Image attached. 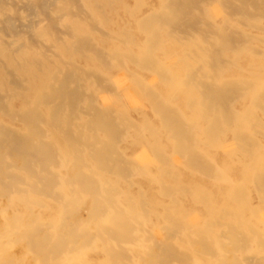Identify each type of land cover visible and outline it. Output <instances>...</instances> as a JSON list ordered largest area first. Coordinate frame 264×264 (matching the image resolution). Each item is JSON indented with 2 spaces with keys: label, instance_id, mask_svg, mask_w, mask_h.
<instances>
[{
  "label": "bare ground",
  "instance_id": "6f19581e",
  "mask_svg": "<svg viewBox=\"0 0 264 264\" xmlns=\"http://www.w3.org/2000/svg\"><path fill=\"white\" fill-rule=\"evenodd\" d=\"M262 45L264 0H0V264H264Z\"/></svg>",
  "mask_w": 264,
  "mask_h": 264
},
{
  "label": "rangeland",
  "instance_id": "374dc122",
  "mask_svg": "<svg viewBox=\"0 0 264 264\" xmlns=\"http://www.w3.org/2000/svg\"><path fill=\"white\" fill-rule=\"evenodd\" d=\"M147 1H150V0H147ZM129 3L132 5L133 4V0H129ZM118 9L120 10V13L123 15V16H125V17H130L128 14H126L125 12H124V9H125V6L121 3V5H118ZM131 18V17H130ZM129 33L130 34H134L133 33V31H129ZM129 33H120L119 34V37L121 38H117V41L119 42V43H122L123 41L122 40H124V42H126V40L125 39H127L128 38V36H131ZM121 40V41H120ZM160 40L161 41H159V43L158 44H161L162 46H163V44H164V42H165V45L167 44L168 45V43H169V41H168V39L166 38V36L164 35V37L163 38H160ZM182 41V39H177L176 40V38H175V41H176V43H178L179 41ZM193 41H188V43L185 45V46H181V45H176V48L174 49V50H172V53H173V56L175 57V59H176V54H179V55H181V56H184V57H187L188 59H190L191 58V60H192V54H193V51H194V49H193V47L195 48V46H194V44L192 43ZM129 43V42H128ZM192 44V45H191ZM161 45H159V46H161ZM191 46V47H190ZM263 46V49H264V45H262ZM189 47V48H188ZM188 48V49H187ZM182 49V50H181ZM191 50V51H190ZM184 52V53H183ZM263 55H264V51H263ZM263 55H262V57H263ZM189 56V57H188ZM244 56L246 57L247 56V53H244ZM262 57H260V59L262 58ZM231 66L233 67V65L231 64ZM230 66V67H231ZM263 68L264 67H262V66H249V67H247V69L249 70V72H248V76H250V77H255V73L254 72H262L263 71ZM224 69H222V71H223ZM226 70V69H225ZM252 73V74H251ZM184 76H186V77H188L186 74L184 75ZM185 80V79H184ZM192 79H190V78H186V80L185 81H183V80H180V82H178V84H179V86L176 88V93H185V92H187V90H189L190 89V87H192V83H193V80L191 81ZM165 81V77L161 80V79H159V82L160 83H163ZM184 85H183V84ZM188 85H187V84ZM189 86V87H188ZM102 88V87H101ZM180 90V91H179ZM101 91V90H100ZM179 91V92H178ZM139 91H137V93L136 92H131V91H126V93L123 95V97H128V99L130 98V99H138L139 98V96H137V94L139 95V93H138ZM128 93V94H127ZM248 93V90L246 89V88H244L242 91H241V94L239 95V96H237V97H235L234 99H232L231 100V105L233 106V107H238V105H240V103H241V101H242V98L246 95ZM132 94V95H131ZM133 95H135V96H133ZM182 102H181V104L179 103V106L181 107L180 108V112H178L179 114H181V115H183V117L185 118V120L187 121V120H189L190 118V115H188L189 114V112H187V110H188V108H186L187 107V104H188V102L187 101H185V98H182V100H181ZM185 103V104H184ZM185 107V108H184ZM262 111H257V113L255 112L254 114H252V118H253V120L255 121V119H256V122H257V120L259 121V122H261V123H263V124H259V123H255V125H254V127L252 128V129H254L255 127L256 128H258V130L259 129H262V130H264V112L263 113H261ZM131 115V117L134 119V120H141L138 116H136V114L135 113H132V114H130ZM133 115V116H132ZM136 116V117H135ZM261 116V117H260ZM252 120V121H253ZM198 121V120H197ZM197 121H195V122H191L190 124V132L192 133V134H194L195 135V137H200L201 138V140H202V138H204L203 136H202V134H201V130L199 129L200 127H198V124H197ZM197 124V125H196ZM145 125L146 124H143L142 125V127L141 128H143V129H141L144 133V135L146 136V137H148L149 135H147V134H150L149 133V131H148V129H147V127H145ZM157 126L159 127H157V129H158V132H159V134L162 136V133H163V129H162V127H160L159 126V123L157 124ZM126 128H128V129H126ZM125 128V126H123L122 127V131H126L127 133H128V140L129 141H131V142H133V144H131V146L132 147H134L135 146V138H134V135H133V133H134V130L133 129H131V127H129V126H127ZM198 128V129H197ZM125 129V130H124ZM162 130V131H161ZM255 130V129H254ZM147 131V132H146ZM161 131V132H160ZM146 132V133H145ZM257 134H260V133H257ZM201 135V136H200ZM261 135V134H260ZM218 137H221L220 139L222 140V135H218ZM260 139H262V136H260ZM220 142V141H219ZM135 143V144H134ZM199 144H201V141L199 142ZM231 144V145H230ZM226 143V142H224L223 143V147L221 148V149H216L215 151H213V152H211L210 154H208V156L210 157V159L211 160H217L216 162H217V168L221 171V173L223 174V176L224 177H226L227 175H228V171H225V170H223V167L221 166L222 164L220 163L221 161L218 159V157L219 156H222V155H224L225 153H226V151H227V149H229V148H238V144L237 143H235V142H232V143ZM124 145H126V143L125 142H123V143H121V146L123 147ZM201 147H202V145H200ZM145 146H143L142 148H141V146H135L134 147V155L140 160V161H142V162H148L150 165H152L154 168H155V159L153 160L152 159V157H153V153H152V151L150 150L149 151V153H151V154H149L148 156H146V153H147V149H146V147L144 148ZM229 147V148H228ZM144 149H145V151H144ZM167 150H169V149H167ZM225 152V153H224ZM262 152H264V151H262ZM241 153H238V155L236 156V158H240V159H245V157L243 156V155H240ZM143 155V156H142ZM153 160V161H152ZM225 162L227 161V159L225 158V160H224ZM180 162V160H178V159H176V167H179L180 165H181V163H179ZM181 168L182 169H184V170H186L185 168H184V166L183 165H181ZM187 171V170H186ZM186 171H184L185 173H186V175L183 177V179H182V182L183 183H186L187 182V180H190L189 179V175H191V177L192 176H201V175H198L197 173L195 174V173H189V172H186ZM225 174V175H224ZM166 176V175H165ZM187 176V177H186ZM166 178H167V176H166ZM250 198H251V203H252V205L254 206V207H258V206H260L261 204H262V200H261V198H260V196L259 195H257V193L255 192V190L254 189H252V188H250ZM153 192H156V189H153ZM254 192V193H253ZM178 195L179 196H181L180 195V193H178ZM257 195V196H256ZM181 198V197H180ZM248 216H250V215H248Z\"/></svg>",
  "mask_w": 264,
  "mask_h": 264
}]
</instances>
